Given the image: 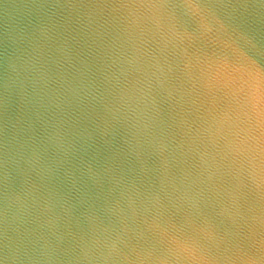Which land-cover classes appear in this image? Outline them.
I'll return each instance as SVG.
<instances>
[{
    "label": "clouds",
    "instance_id": "9594fccd",
    "mask_svg": "<svg viewBox=\"0 0 264 264\" xmlns=\"http://www.w3.org/2000/svg\"><path fill=\"white\" fill-rule=\"evenodd\" d=\"M0 264H264V0H0Z\"/></svg>",
    "mask_w": 264,
    "mask_h": 264
}]
</instances>
